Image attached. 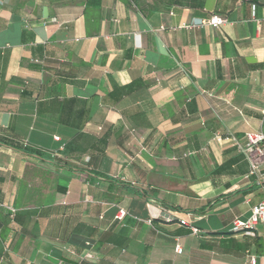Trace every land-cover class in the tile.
Here are the masks:
<instances>
[{"label":"crops","instance_id":"crops-1","mask_svg":"<svg viewBox=\"0 0 264 264\" xmlns=\"http://www.w3.org/2000/svg\"><path fill=\"white\" fill-rule=\"evenodd\" d=\"M248 133L264 0H0V264H262Z\"/></svg>","mask_w":264,"mask_h":264},{"label":"built area","instance_id":"built-area-1","mask_svg":"<svg viewBox=\"0 0 264 264\" xmlns=\"http://www.w3.org/2000/svg\"><path fill=\"white\" fill-rule=\"evenodd\" d=\"M224 23L225 20L217 15L212 16L207 21L198 22L199 25H209L211 27H217ZM245 138V146L242 148L238 146V148L245 153L249 162L248 174L250 176L262 178L264 177V135L262 133H248ZM54 139L58 140L57 137ZM125 215V210L119 209L115 219L121 220ZM180 224L185 225V222L181 221ZM192 231L196 232L195 229H192ZM258 231L264 232V201L252 206L247 218H234L231 221L230 226L231 233H243L248 236H255ZM176 252H181V249L178 246H176ZM91 258L92 256L89 253L83 254L82 256V260ZM249 264H256L255 257L249 258ZM262 264H264V256Z\"/></svg>","mask_w":264,"mask_h":264},{"label":"trees","instance_id":"trees-1","mask_svg":"<svg viewBox=\"0 0 264 264\" xmlns=\"http://www.w3.org/2000/svg\"><path fill=\"white\" fill-rule=\"evenodd\" d=\"M0 143L5 144V145H7L9 147H12L14 149H17V150H22V151H24L26 153H30L31 150H32V149H30V148H28L26 146L7 141V140H5L3 138H0ZM80 264H82V262Z\"/></svg>","mask_w":264,"mask_h":264}]
</instances>
